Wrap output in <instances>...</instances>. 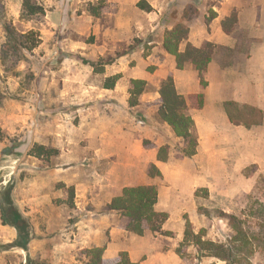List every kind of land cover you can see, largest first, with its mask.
<instances>
[{"label": "rangeland", "instance_id": "rangeland-1", "mask_svg": "<svg viewBox=\"0 0 264 264\" xmlns=\"http://www.w3.org/2000/svg\"><path fill=\"white\" fill-rule=\"evenodd\" d=\"M34 1L44 13L28 19L23 0H0V194L10 190L32 225L26 251L0 212V264H85L83 250L108 248L110 231L96 223L126 225L108 210L111 199L143 184L157 186V209L169 218L161 231L127 239L140 262L228 264L214 246L195 244L201 234L233 249L237 264H264V125L256 137L233 132L234 152L209 162L181 159L185 143L159 115L160 88L174 69L165 31L211 4L226 9L223 0ZM7 26L35 32L39 46L15 49ZM111 66L117 80L125 76L122 106L103 90ZM135 79L146 81L137 96ZM152 165L160 177L149 176Z\"/></svg>", "mask_w": 264, "mask_h": 264}, {"label": "crops", "instance_id": "crops-1", "mask_svg": "<svg viewBox=\"0 0 264 264\" xmlns=\"http://www.w3.org/2000/svg\"><path fill=\"white\" fill-rule=\"evenodd\" d=\"M188 2L190 0H187ZM221 3L226 9L211 4V9H200L199 13L191 17L188 23L189 38L181 45L184 49L188 42L196 47H204L208 42L215 44L213 59L204 75L206 87L201 85L199 73L192 63L187 64L183 69H178L175 64L176 59L171 54L165 53L168 59L173 60L174 69L171 70L170 76L174 77L179 93L184 96L204 94V106L201 109H190L189 113L195 121L199 140L197 154L193 157L205 155V159L209 162L221 160L223 158L219 159L218 156L223 157L234 152L233 132H244L256 137V131L264 125V0H223ZM212 9L217 16L208 23L207 17L210 16ZM233 12L238 13V22L228 34L223 30L222 20ZM161 54L162 52L154 58L160 59ZM111 67L107 75L109 78L118 74L113 71V66ZM124 77L120 75L112 88L103 89L105 94L115 96L120 101V106L124 103L121 98ZM99 224L96 223L95 226L110 231L108 248L104 254L105 260L113 255L117 262L121 251L128 252L133 262L142 260L137 256L141 249L132 247L129 243L138 241L143 236L130 233L126 225ZM129 238L131 241L127 240ZM102 245L101 242L96 244V246ZM84 246L81 248H85Z\"/></svg>", "mask_w": 264, "mask_h": 264}, {"label": "trees", "instance_id": "trees-1", "mask_svg": "<svg viewBox=\"0 0 264 264\" xmlns=\"http://www.w3.org/2000/svg\"><path fill=\"white\" fill-rule=\"evenodd\" d=\"M44 13V8L35 3L34 0H23L22 16L25 18H33L36 15ZM217 13L212 9L207 22H211ZM238 22V13L233 12L222 20L223 30L230 34ZM9 42L14 45L17 50H34L39 46L40 39L36 37L35 32L30 31L21 33L13 26H7ZM190 26L185 21H180L171 29H167L164 34L163 46L165 50L173 55L176 59L178 69H183L189 63H192L199 73L201 85L207 86L204 78L205 72L213 59L215 52V44L208 42L204 47H196L188 42L184 49L181 45L189 38ZM3 58L7 56V52H3ZM117 77L109 79L106 87L112 88L116 83ZM137 87L136 96L143 93L146 81L136 79L133 81ZM162 107L159 110L161 119L166 122L174 131L177 137L181 138L185 146L181 149L180 158H192L197 154L199 145L198 136L195 132V121L190 109H201L204 106V94L195 93L184 96L179 93L173 76H169L162 82L160 88ZM3 140L0 131V142ZM43 147L37 148V155L43 154ZM158 159L167 161V147H161ZM161 170L157 165H152L149 171L151 178L160 177ZM73 190V189H72ZM74 195V190L72 191ZM159 198V191L154 184H144L132 187H125L123 192L114 197L108 204V210L114 211L126 220V229L129 232L143 236L146 232H159L168 220L169 216L164 211L156 209ZM0 212L4 224L12 226L17 231V237L14 245L26 251H29V245L32 241V225L29 219L23 217L14 206L10 190H4L0 194ZM232 219L234 216H230ZM194 242L198 246L205 243L215 247L214 256L228 261V264H237V256L233 249L223 251V246H218L210 241H203L201 234L194 235ZM105 246H93L82 251L86 258L85 264H106L104 261ZM24 264V263H21ZM31 260L29 259V263ZM113 264H142L141 262H133L128 252H121L119 260Z\"/></svg>", "mask_w": 264, "mask_h": 264}]
</instances>
